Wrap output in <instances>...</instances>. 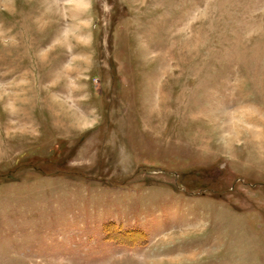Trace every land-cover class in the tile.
Listing matches in <instances>:
<instances>
[{"label": "rangeland", "instance_id": "obj_1", "mask_svg": "<svg viewBox=\"0 0 264 264\" xmlns=\"http://www.w3.org/2000/svg\"><path fill=\"white\" fill-rule=\"evenodd\" d=\"M0 264H264V0H0Z\"/></svg>", "mask_w": 264, "mask_h": 264}]
</instances>
